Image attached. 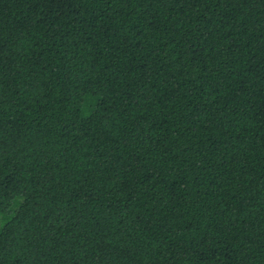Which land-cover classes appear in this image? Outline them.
<instances>
[{
	"label": "trees",
	"instance_id": "1",
	"mask_svg": "<svg viewBox=\"0 0 264 264\" xmlns=\"http://www.w3.org/2000/svg\"><path fill=\"white\" fill-rule=\"evenodd\" d=\"M0 264H264V0H0Z\"/></svg>",
	"mask_w": 264,
	"mask_h": 264
},
{
	"label": "rangeland",
	"instance_id": "2",
	"mask_svg": "<svg viewBox=\"0 0 264 264\" xmlns=\"http://www.w3.org/2000/svg\"><path fill=\"white\" fill-rule=\"evenodd\" d=\"M14 204L15 203L10 204L2 210L1 215H0V222H5L6 219L10 217V215L14 211Z\"/></svg>",
	"mask_w": 264,
	"mask_h": 264
}]
</instances>
